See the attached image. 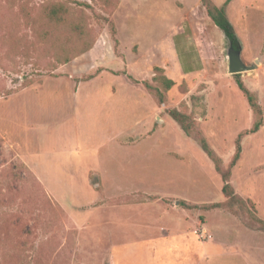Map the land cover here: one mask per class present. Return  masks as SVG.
I'll use <instances>...</instances> for the list:
<instances>
[{
	"label": "rangeland",
	"instance_id": "374dc122",
	"mask_svg": "<svg viewBox=\"0 0 264 264\" xmlns=\"http://www.w3.org/2000/svg\"><path fill=\"white\" fill-rule=\"evenodd\" d=\"M147 1L0 0V264H264V115L250 133L255 117L237 84L264 112V0H240L231 14L243 60L256 69L229 74L226 45L220 62L168 91L155 81L165 75L153 64L159 56L142 53L161 51L179 18ZM59 6L63 23L47 16ZM115 51L132 64L131 73H103L120 83V100L104 101L96 85L76 95L103 62L119 66ZM125 80L155 98L133 94ZM171 109L191 118L224 169L242 135L230 179L236 200Z\"/></svg>",
	"mask_w": 264,
	"mask_h": 264
},
{
	"label": "crops",
	"instance_id": "0c3cea01",
	"mask_svg": "<svg viewBox=\"0 0 264 264\" xmlns=\"http://www.w3.org/2000/svg\"><path fill=\"white\" fill-rule=\"evenodd\" d=\"M212 1L218 7H224L220 0ZM239 1L240 0H231L230 4L225 7L228 18L232 24L233 21L231 19V14H235L233 9L237 8ZM147 2L150 3L154 9L159 11L162 16L167 17L168 15L166 14H171V12H174L179 18V26H177L174 31H171L173 35L171 41L161 51L155 52V50L149 48V53H147L148 50H144L142 53L146 57L158 55V62H153V64H155L156 67L163 69L167 78L173 80L176 83L178 79H183V77L188 74L202 73L203 71L207 70L210 65H212L213 61L216 63L217 61H221L225 46L227 45V40L223 31L219 29L208 16L207 10L205 8H199L202 0H148ZM241 2L242 0L240 3ZM201 10L202 19L199 20L198 17H200V15L198 13H200ZM239 11L240 13L242 12L240 19L248 24L249 19L246 18V16H248L247 11H243L241 7H239ZM186 15H190V19L195 17L196 21L186 22ZM233 26L235 28V24H233ZM242 42L243 41L241 39V43ZM111 60L112 62H117L119 66L117 68H111L109 65H107L108 61L106 63L103 62L99 68H104L105 70H103V72H101L97 78L81 82L78 91L75 92V94H81L85 86L96 85L99 89L97 93L99 94L98 96L100 98H102L104 101L112 100L118 102L120 100V83L103 80V73L108 72L106 69H109L112 72L128 70L127 73H131L132 64L130 59H128L127 54L123 55V57L114 54ZM120 82L124 85V87H126V89L131 88L133 94L135 92L134 90L140 89V93L145 100H153V98H155L152 95L145 93L143 89L137 87L129 80ZM108 87L110 89L109 92H107ZM132 100L135 101V97H132L131 101ZM165 105V103H160V105L154 103L153 112L157 121L161 119V113ZM113 110H118V108H114ZM149 113L152 114V109L149 111ZM143 129L145 130V134H150L152 132V125L144 126Z\"/></svg>",
	"mask_w": 264,
	"mask_h": 264
},
{
	"label": "trees",
	"instance_id": "16d2710c",
	"mask_svg": "<svg viewBox=\"0 0 264 264\" xmlns=\"http://www.w3.org/2000/svg\"><path fill=\"white\" fill-rule=\"evenodd\" d=\"M202 5L207 10L208 16L212 19L214 24L219 29H221L223 31L227 42H231L234 45V47L238 49L240 47L241 41L239 39V36H238L233 24L231 23V21L228 18L225 7H221V8L218 7L212 0H202ZM63 13H64L63 7L59 6V7L53 8L47 14V16H48V18L55 20L58 23H63L64 22ZM112 35H113V38L116 35L114 29L112 31ZM114 41L116 44H118V41L116 39H114ZM92 48H93V46H91L86 52L92 50ZM116 54H117V52H116ZM70 61H71L70 59H67V60L60 62V64H67ZM102 70L103 69H98L97 72H101ZM155 70H156V73L163 72V75L165 74L164 70L159 68V67H157ZM94 76L95 75H91L89 77H86L84 80L85 81L90 80V79L94 78ZM236 76H239V75H236ZM155 81L161 82L163 89L166 91L170 90L176 84L173 80L167 78V76H165V75L162 77H158V75H157V77L155 78ZM237 84H238L239 88L242 90V92L245 94V96L249 102V105L253 111L254 117H255L254 125L249 132L252 134L257 133L261 129V127L263 126V115H264L263 108H262L260 101H259V97L256 93L250 91L241 79L237 80ZM146 87H148L149 89H152V85H150L149 83H146ZM155 95L158 97L159 102L161 104L166 103L165 96H164V93L162 91L158 90ZM166 112L169 115V117L171 119H173L180 126V128L183 130V132L188 137L193 138L198 143V145L201 147V149L207 154V156L210 158V160L214 163L216 171L222 176V179L224 182V186H223L224 196L229 201L236 200V194H235V191L233 189V186L231 184L230 179L232 176V169L237 165V163L240 159L241 153H242V135H240L238 140H237V152L233 158V161H232L230 167L228 169H224L223 161L221 160V158H219L217 156L215 151L211 148V146L208 143V141L206 140V138L203 137L202 135H195L192 133V127H193V125L191 123L192 120L188 115L182 113L178 109H171L169 111L167 110ZM182 206L185 209L196 208V207H192V205H189L186 203H184ZM213 206L219 207V206H222V204H216ZM259 223L261 224L262 228L264 229V221L259 220Z\"/></svg>",
	"mask_w": 264,
	"mask_h": 264
},
{
	"label": "water",
	"instance_id": "95a60500",
	"mask_svg": "<svg viewBox=\"0 0 264 264\" xmlns=\"http://www.w3.org/2000/svg\"><path fill=\"white\" fill-rule=\"evenodd\" d=\"M243 44L237 49L231 42H227L228 72L232 75L242 74L256 69V65H247L243 60Z\"/></svg>",
	"mask_w": 264,
	"mask_h": 264
}]
</instances>
